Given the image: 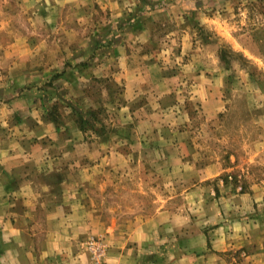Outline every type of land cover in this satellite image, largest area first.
I'll return each instance as SVG.
<instances>
[{"label": "clouds", "instance_id": "clouds-1", "mask_svg": "<svg viewBox=\"0 0 264 264\" xmlns=\"http://www.w3.org/2000/svg\"><path fill=\"white\" fill-rule=\"evenodd\" d=\"M0 264H264V0H0Z\"/></svg>", "mask_w": 264, "mask_h": 264}]
</instances>
